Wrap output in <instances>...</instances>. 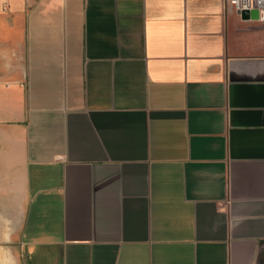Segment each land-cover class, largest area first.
Wrapping results in <instances>:
<instances>
[{
	"label": "crops",
	"instance_id": "crops-1",
	"mask_svg": "<svg viewBox=\"0 0 264 264\" xmlns=\"http://www.w3.org/2000/svg\"><path fill=\"white\" fill-rule=\"evenodd\" d=\"M0 264H264V15L0 0Z\"/></svg>",
	"mask_w": 264,
	"mask_h": 264
},
{
	"label": "built area",
	"instance_id": "built-area-1",
	"mask_svg": "<svg viewBox=\"0 0 264 264\" xmlns=\"http://www.w3.org/2000/svg\"><path fill=\"white\" fill-rule=\"evenodd\" d=\"M229 4H231L234 9L242 14L244 10H254L257 9L260 13V17H262V13H264V0H226ZM7 7V4L4 5V8ZM264 15V14H263Z\"/></svg>",
	"mask_w": 264,
	"mask_h": 264
},
{
	"label": "water",
	"instance_id": "water-1",
	"mask_svg": "<svg viewBox=\"0 0 264 264\" xmlns=\"http://www.w3.org/2000/svg\"><path fill=\"white\" fill-rule=\"evenodd\" d=\"M241 15L243 18H258L260 16L259 11L257 9H254L251 11L244 10ZM262 16H263V14H262Z\"/></svg>",
	"mask_w": 264,
	"mask_h": 264
}]
</instances>
